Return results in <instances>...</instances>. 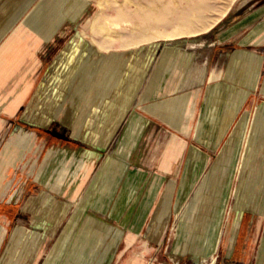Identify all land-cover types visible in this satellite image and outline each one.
Masks as SVG:
<instances>
[{
	"label": "crops",
	"instance_id": "1",
	"mask_svg": "<svg viewBox=\"0 0 264 264\" xmlns=\"http://www.w3.org/2000/svg\"><path fill=\"white\" fill-rule=\"evenodd\" d=\"M258 18L247 37L258 39L260 84ZM60 22L26 17L0 37V264H155L143 256L174 250L176 210L215 168L250 99V46L216 37L207 49L130 51L127 81L113 89L104 51L79 113L69 98L60 115L58 103L43 115L42 85L65 52ZM238 230L232 262L253 264L262 226Z\"/></svg>",
	"mask_w": 264,
	"mask_h": 264
},
{
	"label": "rangeland",
	"instance_id": "2",
	"mask_svg": "<svg viewBox=\"0 0 264 264\" xmlns=\"http://www.w3.org/2000/svg\"><path fill=\"white\" fill-rule=\"evenodd\" d=\"M227 9H229L228 14L211 31L205 33L203 29L221 18ZM259 13H264V0H0V37L17 27L26 17L30 19L31 24L32 22L45 23L47 21L56 24L63 21L65 23L58 27L60 28L57 36L59 37L58 54L63 50L66 52L65 54H68V45L80 39L85 40L87 48L85 55L81 58V72L88 70L90 62H94V67L97 68L98 58L106 51L105 48L109 51L105 53V65L114 63V66L122 67L129 62L130 51L156 50L157 55L158 53L161 55L164 51L181 48H188L192 51L207 49L216 37H226L223 43H231L233 47L248 44L250 46L248 47L249 60H253V58L259 60L258 39L247 37V34L254 30L253 26L258 24ZM182 15L189 17L195 15L197 18L190 28L185 29L177 21ZM126 21L130 22L128 23L130 26H126ZM190 30L197 32L192 35L189 33ZM118 59L120 62L116 63ZM239 61L240 59L236 63ZM139 65L142 66L143 63L140 61ZM56 67L57 65L47 72L45 82L56 70ZM106 72L105 69V74ZM263 73L260 84H258V72L256 73L257 84L256 82L251 84L250 99L240 115L235 129L245 117L247 123L241 127L238 140L233 145L235 150L233 159H235L238 152L245 151L247 143L249 144L248 140H253V156L256 160L245 168L240 160L236 167H232L228 163L219 164L217 162L213 170L203 171L201 179L191 188L182 207L176 208L169 234L172 237L175 231L180 229V236L176 235L177 244L174 250H156L152 256H143L144 259H154L155 264H160L162 259L165 261V258H167L168 264H208L211 262L212 255L206 262H203L202 254L206 250L211 252L212 243L216 238H219L221 244L215 253L216 264H237L231 259V249H233L231 241L237 240L236 237L240 236L237 232L241 226L252 227L260 223L262 232L250 256L255 259L253 264H263L264 120H260L259 126L256 127V115L260 111L261 105L264 104ZM97 82V73L93 76L88 74L83 81L77 79L70 94L58 103V115L61 114V107L69 98L73 99L74 114L79 113L81 108L79 103L83 93H87L89 90L88 94L91 96L93 89L97 88ZM44 87L45 84L42 85V90ZM45 91H47L46 88ZM78 122L80 121L74 122L75 131H77ZM254 129L257 130L256 135L253 134ZM244 140L245 142H243ZM242 144H244L243 148ZM222 150L220 149L216 154L218 160ZM249 165L251 168L255 167V173L252 176L249 174L251 171ZM202 186H204V190L197 196V191ZM246 196L249 197L247 208L239 225L235 228V221L240 215L241 199ZM197 198L199 201L196 203ZM230 214L231 216H229ZM223 230L227 233L222 234ZM18 233V237H20L21 233ZM240 240L239 238L237 241L240 242ZM14 241L13 237L12 243ZM178 246L181 247V250L178 255H174L173 252ZM138 252L142 254L145 251L139 250Z\"/></svg>",
	"mask_w": 264,
	"mask_h": 264
},
{
	"label": "bare ground",
	"instance_id": "3",
	"mask_svg": "<svg viewBox=\"0 0 264 264\" xmlns=\"http://www.w3.org/2000/svg\"><path fill=\"white\" fill-rule=\"evenodd\" d=\"M131 1V0H130ZM110 4V3H109ZM122 4V3H121ZM124 4V3H123ZM178 4V3H177ZM107 5V4H106ZM105 5V6H106ZM130 5V4H129ZM134 5V4H133ZM145 7V6H144ZM121 8V6H120ZM180 8V7H179ZM181 9V8H180ZM182 10V9H181ZM229 9H227L221 18L217 19V21H215L213 24L209 25L207 28L203 29L205 33H208L209 31H211V29L219 22L221 21L222 18H224L227 14H228ZM125 12V11H124ZM137 12V11H136ZM196 16L192 15V17H189L188 15H182L180 16L177 21L179 24L183 25L185 29L190 28L193 23H195L196 20ZM129 21H126V26H130ZM178 24V25H179ZM137 25V24H136ZM180 25V26H181ZM112 26V25H111ZM119 26V25H118ZM195 26V25H194ZM193 26V27H194ZM117 27V26H116ZM179 27V26H178ZM138 28V25H137ZM182 27V29H184ZM136 29V28H135ZM181 29V27H180ZM103 30V29H102ZM137 30V29H136ZM135 31V30H134ZM179 32V30H177ZM191 32H189L190 34L192 33H196V30H190ZM195 31V32H194ZM201 31V30H199ZM182 32V31H181ZM188 32V31H187ZM108 33V32H107ZM180 33V32H179ZM183 33V32H182ZM177 34V33H176ZM184 34V33H183ZM193 35V34H192ZM178 36V34H177ZM181 36L184 37V35L181 34ZM189 36V35H188ZM120 37V36H119ZM127 37V36H126ZM186 37V36H185ZM116 38V37H115ZM171 38V37H170ZM179 38V37H178ZM119 39V38H118ZM168 40V39H167ZM69 48V52L68 54H65L66 52H63L60 56V58L58 59L56 65V70L49 76V78L46 80L45 82V87L47 88L46 93L43 96L42 99V104H41V108L43 110V115L44 114H49L53 108L55 107L56 103H59L61 101H63L69 94L70 91L73 88V85L75 84L77 79H81V81L85 80V78L89 75L93 76L95 73H97V68L94 67V62L89 64L88 66V70H86L85 72H81V58L83 55H85V51L87 48L86 42L83 39H80L74 43H71L70 45H68ZM106 51L108 50L107 48H105ZM39 58V57H38ZM260 58L259 60L254 59L250 60V81L251 84L255 82L256 80V73L259 70V66L260 65ZM120 59L117 60L116 63H119ZM130 61L125 64V66L119 67L118 65L114 66L115 64H108L105 65V69H106V74H105V81H106V87H110L109 89H113L114 86H119L124 84L127 81V77H128V70L130 69ZM138 67L139 62L136 64ZM118 66V67H117ZM112 68H114L113 70H111ZM171 68V67H170ZM264 74V73H263ZM169 77V76H168ZM252 78V79H251ZM169 79V78H168ZM99 82V81H98ZM97 82V85H98ZM166 85V84H165ZM164 86V85H163ZM161 89V88H160ZM41 93V92H40ZM107 97H114V92L111 90L109 91V94L107 95ZM219 99V98H218ZM156 101V100H155ZM218 101V100H217ZM258 109V108H257ZM13 111V110H12ZM256 127L259 126V122L260 120H264V104L261 105L260 107V111L257 113L256 115ZM247 123V118L245 117V119H243L237 126V128L235 129L233 135L231 136V138L229 139V141L227 142V144L224 146L221 156L218 160L219 164H223V163H228L230 166L232 167H236L238 166L237 163L239 162L238 160H240V163L242 162L243 167H248V164L250 163L252 165L254 160V156H253V147H254V142L253 140L249 141V144L247 143V148L245 149L244 152H238V155L235 159H233V156L235 155V150H234V143L236 140H238L239 137V131L241 129V127H244ZM250 125V124H249ZM253 126V124H252ZM255 126V125H254ZM255 127V129H257ZM83 129V125L82 122H78L77 125V131L79 134H81V130ZM253 129V128H252ZM254 129V130H255ZM17 133V132H16ZM15 133V134H16ZM19 133V132H18ZM257 130L253 131V134L256 135ZM258 135V134H257ZM246 136V135H245ZM254 136V135H253ZM244 137V136H243ZM245 138V137H244ZM243 138V139H244ZM249 138V137H248ZM255 140V139H254ZM245 142V140L243 141ZM36 143V142H35ZM37 144V143H36ZM244 144H242V148ZM263 147V146H262ZM23 153V152H22ZM95 153V152H94ZM94 156V155H93ZM35 160V159H34ZM33 161V160H32ZM239 163V164H240ZM240 166V165H239ZM250 166V165H249ZM242 167V166H241ZM239 168V167H238ZM251 168V166H250ZM242 170V168H241ZM236 172V170H235ZM241 172V171H240ZM243 172V171H242ZM255 173V167L251 168V171L249 174H251V176ZM236 174V173H235ZM235 178V177H234ZM217 180V179H216ZM238 181V180H237ZM242 181V180H241ZM220 183V182H219ZM244 183V182H243ZM242 184V183H241ZM240 188V187H239ZM214 189V188H213ZM212 189V190H213ZM204 190V186L200 187V189L197 191V196H199L200 193H202ZM236 191V190H235ZM230 194V193H229ZM235 194V193H234ZM231 195V194H230ZM238 195V194H237ZM199 201V198L196 199V203ZM249 201V197L246 196L245 198L241 199V207H240V215L238 216L237 220L235 221V228L239 225L241 218L243 216V213L245 212L246 208H247V204ZM228 206V204H227ZM197 208V207H196ZM227 208V207H226ZM235 209V208H234ZM231 210V209H230ZM194 212V211H193ZM226 212V210H225ZM233 213V212H232ZM231 216V214L229 215ZM225 217V216H224ZM231 219V218H230ZM229 220V218H228ZM230 222V220H229ZM230 224V223H229ZM228 227V225H227ZM225 231V230H224ZM228 231V230H227ZM225 233V232H224ZM227 233V232H226ZM177 237L180 236V229H178V233L176 234ZM24 238H20L19 240L22 241ZM24 241V240H23ZM32 244V243H31ZM221 244V241L219 238H216L214 240V242L211 245L212 251L209 252L208 250H206L203 254H202V261L206 262L210 255H212V259L211 262L208 264H216V256L215 253L217 252L219 246ZM28 246V244H27ZM66 246V245H65ZM181 250V247L178 246L176 248V250L174 251V253L176 255L179 254ZM201 252V251H200Z\"/></svg>",
	"mask_w": 264,
	"mask_h": 264
}]
</instances>
